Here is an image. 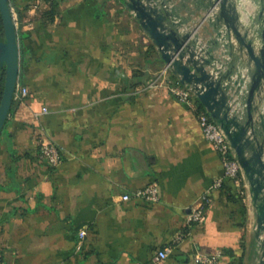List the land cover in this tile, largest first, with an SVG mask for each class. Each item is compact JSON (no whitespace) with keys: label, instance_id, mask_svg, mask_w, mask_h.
<instances>
[{"label":"crops","instance_id":"obj_1","mask_svg":"<svg viewBox=\"0 0 264 264\" xmlns=\"http://www.w3.org/2000/svg\"><path fill=\"white\" fill-rule=\"evenodd\" d=\"M9 1L17 87L29 93L14 96L0 135V264H196L217 252L221 264H259L251 197L225 176L197 113L164 88L143 90L166 63L134 13L121 0ZM156 1L238 81L231 93L246 116L253 65L206 17L209 0ZM237 2L242 29L260 39V0ZM43 140L61 148L57 166L39 157ZM151 183L159 201L134 195ZM206 193L203 219L188 224Z\"/></svg>","mask_w":264,"mask_h":264},{"label":"water","instance_id":"obj_2","mask_svg":"<svg viewBox=\"0 0 264 264\" xmlns=\"http://www.w3.org/2000/svg\"><path fill=\"white\" fill-rule=\"evenodd\" d=\"M121 2L134 13L144 31L151 37L171 73L181 84L193 89L199 101L229 139L247 181L255 215L259 264H264V108L260 105L254 106L256 95L262 96L264 92V0H260L259 17L263 23V26H260V39L259 34L242 29L237 0H209L210 7L206 16L214 15L218 24L226 25L253 65L251 85L245 98L246 116L238 107L235 98L237 92L231 93L238 81L232 84L230 73H223L217 67L215 57L194 39L192 32L180 30L165 2ZM0 14L3 19V27L0 28V68L4 72V87L0 99L1 135L17 87L20 56L17 30L9 0H0Z\"/></svg>","mask_w":264,"mask_h":264},{"label":"built area","instance_id":"obj_3","mask_svg":"<svg viewBox=\"0 0 264 264\" xmlns=\"http://www.w3.org/2000/svg\"><path fill=\"white\" fill-rule=\"evenodd\" d=\"M216 8V7H215ZM214 8V9H215ZM171 71L166 65L158 74H156L144 87L143 90L166 89L170 94L175 96L180 102L187 104L197 113L202 132L206 140L213 146L219 154L222 161L225 176L233 179L239 191L243 195H249L247 181L243 170L236 157L235 151L231 146L229 139L220 125L211 117L206 109H199V99L190 86L181 84L177 79H172ZM29 90L27 87H16L15 97L22 98L27 96ZM61 148L51 141L43 140L40 145L39 157L47 161L52 166H57L61 161ZM223 179H217L213 188L222 186ZM136 197L151 202L160 200V187L157 183H151L146 187L139 189L134 194ZM129 195H125L124 199H128ZM210 203V198L206 193L196 203L189 208L187 216L188 224L200 222L205 214L206 206ZM81 236L84 232L81 231ZM172 247L167 246L158 251L155 260L159 261L166 258L171 252ZM222 253L217 252L215 255L196 254V264H221Z\"/></svg>","mask_w":264,"mask_h":264},{"label":"trees","instance_id":"obj_4","mask_svg":"<svg viewBox=\"0 0 264 264\" xmlns=\"http://www.w3.org/2000/svg\"><path fill=\"white\" fill-rule=\"evenodd\" d=\"M16 12L18 13L19 10L16 9ZM56 14H57V9H56L55 5L52 6V7H50V9H48V10L45 11V15L50 20H54ZM2 27H3V19H2V16L0 14V28H2ZM171 75H172L171 76L172 79L177 80V77L174 74L171 73ZM3 87H4V73H3V75L0 78V99H1V96H2V92H3ZM199 109H205V107L203 106V104L201 102H199Z\"/></svg>","mask_w":264,"mask_h":264}]
</instances>
